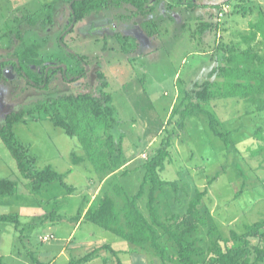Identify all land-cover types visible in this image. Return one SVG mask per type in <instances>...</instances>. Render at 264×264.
<instances>
[{
	"label": "rangeland",
	"instance_id": "rangeland-1",
	"mask_svg": "<svg viewBox=\"0 0 264 264\" xmlns=\"http://www.w3.org/2000/svg\"><path fill=\"white\" fill-rule=\"evenodd\" d=\"M70 1L0 0V123L32 100L93 92L100 83L98 72H103L117 109L118 123L112 133L122 135V157L117 160L109 152L107 136L94 120L88 125L83 120L82 125L88 127L85 130L100 155L97 165L76 137L55 126L46 112L26 115V121L14 125L18 141L37 157L38 169L51 165L64 174L66 183L53 180L33 193L0 137V177L18 185L17 193L0 196V214H17L22 222L16 230L13 222L0 221V264H35L31 253L44 262L65 263L71 256L109 242L121 251L126 264H163L150 244L134 246L116 235V227L100 228L85 213L108 194L121 214L120 225L125 226V198L136 194L146 177L137 206L149 217L152 182L143 165L168 135L172 144L161 172L167 183L158 187L156 207L163 220L172 214L183 217L196 191L205 190L199 205L205 224L194 235L205 250L204 260L214 241L231 244L232 231L242 234L249 224L264 218V143L255 134L264 128V112H254L243 99L218 95L203 106L206 111L180 128L174 107L184 101L185 89L193 82L211 79L221 83L217 74L210 77L212 68L220 64V49L224 57L234 47L264 54L261 36H254L250 27L264 13V0H150L153 9L143 16L127 6H110L84 16L65 35ZM205 23L212 27L205 29ZM35 51L37 58L51 66L61 63L75 75L86 68L87 74L71 81L58 71L47 87L27 84L12 60L4 58L15 53L24 58L26 52ZM28 66L24 70L30 77L41 76L40 65ZM209 111L218 119L217 130L227 133L235 146L228 147L213 132ZM53 210L60 219L39 221V216ZM157 230L169 258L167 264H179L174 242L161 228ZM250 241L261 244V236L250 237ZM113 260L103 252L90 264H115Z\"/></svg>",
	"mask_w": 264,
	"mask_h": 264
},
{
	"label": "trees",
	"instance_id": "trees-1",
	"mask_svg": "<svg viewBox=\"0 0 264 264\" xmlns=\"http://www.w3.org/2000/svg\"><path fill=\"white\" fill-rule=\"evenodd\" d=\"M150 2V0H71L68 3L69 22L64 30L66 31L65 35L73 31L76 23L83 20L84 16L91 13H99L110 6H127L126 8H131L130 10L133 14L143 16L152 11L153 5H150ZM211 27L212 24L205 23V29H210ZM250 27L254 30L252 34L254 36L258 34L264 42L263 12L259 13V18L256 22H250ZM65 35L59 40L61 45H64ZM18 36L20 37V32H18ZM219 53L221 58L218 61L220 64L212 68L210 77L217 74L222 78L221 83L218 84L214 80L205 79L200 82H193L191 88L185 89L184 101L174 107V111L179 114L176 124L180 128H184L191 117L206 111L207 108L203 106L217 98L218 95L225 99H243L248 107L253 108L254 112H264V54L250 53L249 50L244 51L238 47H234L228 57H224L225 54L221 49ZM73 56L83 61V58L78 54L73 53ZM6 59L12 60L13 68L18 73L26 76L27 84L37 87H47L50 78L58 71L62 73L63 79H71V81L78 80V78L87 74L86 68L78 71L75 75L74 73H69L68 69H64L61 63L51 66L49 63L37 58L36 51L32 53L26 52L24 58L19 53L10 54L4 58L5 61ZM31 63L41 66L42 70L39 78L33 79L24 70ZM0 64H3V61ZM2 75L0 68V79ZM98 77L100 83L93 92L66 93L49 96L46 99L32 100L27 105L12 110L0 123V137L9 148L15 161H17L19 172L30 181L33 193L40 192L45 186L51 184L53 180H59L63 186H66V183L63 179L64 174L59 173L51 165L38 169L36 165L37 157L30 154V149L27 145L18 141L14 125L18 122L26 121V115H33L39 111L46 112L55 126L62 128L70 137H76L87 151L90 161L97 165L100 155L96 153L94 144L85 130L88 127L82 125L83 120L86 125L94 120L107 136L106 147L109 152L115 153L117 160L121 159L123 153L122 135L116 136L112 133L118 123L117 109H115L112 94L106 90L108 81L105 74L98 72ZM208 118L213 132L224 138L228 147L235 146L233 141L226 137L227 133L217 130L218 119L211 111L208 112ZM255 134L264 143V128L257 129ZM170 138L171 135H168L163 140L156 154L143 165L146 170L145 176H149L152 182L147 200L149 217H146L137 206V200L144 193L145 177L139 191L132 197L125 198L123 206L125 226L120 225L121 214L108 194H104L100 198L98 205L94 209L86 211L87 219L103 229L116 227V235L134 246L139 247L150 244L163 264H167L166 261L169 258L166 256V250L161 243L158 228H161L162 233L174 242L176 259L179 264H264V218L249 224L247 231L242 234L232 231L231 244L226 242L223 246L220 241H214L210 247L209 255L204 260L201 259L205 250L197 243V238H194V235L199 233L197 231L200 228L199 226L205 224L204 219L199 214L201 208L199 205L205 190L196 191L183 217H177L175 214L164 218L165 220L160 217L156 207V192L159 185L167 183L162 178L161 172L165 161L169 157V146L172 144ZM261 147L264 149V144ZM67 188L71 189L69 186ZM17 191L18 185L16 181L0 177V196L13 195ZM118 192L121 193L122 190L120 189ZM60 217L53 210L39 216L38 219L40 222L45 223L54 222ZM0 221L13 222L16 230L22 224L17 214H0ZM256 236H261V244H253L250 241V237ZM102 251L107 252L109 257L112 256L115 264H126L120 257L121 251L114 248L110 242L96 246L83 255L71 256L65 263L56 264H90L94 259L102 255ZM30 257L35 264H52L39 260L33 253H31ZM105 259L107 260L108 258Z\"/></svg>",
	"mask_w": 264,
	"mask_h": 264
},
{
	"label": "built area",
	"instance_id": "built-area-1",
	"mask_svg": "<svg viewBox=\"0 0 264 264\" xmlns=\"http://www.w3.org/2000/svg\"><path fill=\"white\" fill-rule=\"evenodd\" d=\"M44 239H48V238L44 237Z\"/></svg>",
	"mask_w": 264,
	"mask_h": 264
},
{
	"label": "water",
	"instance_id": "water-1",
	"mask_svg": "<svg viewBox=\"0 0 264 264\" xmlns=\"http://www.w3.org/2000/svg\"><path fill=\"white\" fill-rule=\"evenodd\" d=\"M64 69H66V68L64 67Z\"/></svg>",
	"mask_w": 264,
	"mask_h": 264
},
{
	"label": "crops",
	"instance_id": "crops-1",
	"mask_svg": "<svg viewBox=\"0 0 264 264\" xmlns=\"http://www.w3.org/2000/svg\"><path fill=\"white\" fill-rule=\"evenodd\" d=\"M80 220V219H79Z\"/></svg>",
	"mask_w": 264,
	"mask_h": 264
}]
</instances>
